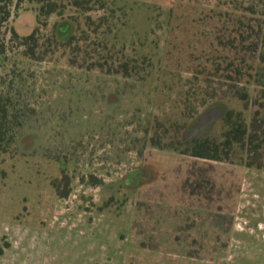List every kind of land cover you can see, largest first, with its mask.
Returning a JSON list of instances; mask_svg holds the SVG:
<instances>
[{
    "label": "rangeland",
    "instance_id": "obj_1",
    "mask_svg": "<svg viewBox=\"0 0 264 264\" xmlns=\"http://www.w3.org/2000/svg\"><path fill=\"white\" fill-rule=\"evenodd\" d=\"M115 1L129 11L127 28H119L126 52H144L133 42L146 37L183 75L189 58L230 26L224 12L249 2L264 11V0ZM38 6L14 0L3 29L0 95L26 118L20 133L27 141L0 158V264H264V171L129 150L120 139L137 126L127 121L140 87L127 83L120 101L108 104L123 79L71 66L63 44L45 41L56 23L58 40L72 35L67 16L74 11L37 21ZM148 7L153 19L146 27ZM77 20L84 28L82 15ZM37 25L40 60L26 56L27 46L11 33L24 37ZM224 110L215 104L202 112L186 128V141L202 138ZM61 152L69 157L65 197L54 187L56 180L59 192L66 189Z\"/></svg>",
    "mask_w": 264,
    "mask_h": 264
},
{
    "label": "trees",
    "instance_id": "obj_2",
    "mask_svg": "<svg viewBox=\"0 0 264 264\" xmlns=\"http://www.w3.org/2000/svg\"><path fill=\"white\" fill-rule=\"evenodd\" d=\"M13 1L0 0V55H4L6 49L3 29L11 17ZM31 1L39 4L37 21L52 13L62 19L67 7L74 11L67 16L75 29L72 35L65 41L58 40L56 23L45 43L55 47L63 44L69 51L68 61L73 67L120 76L124 86L107 94L108 104L120 101L121 95L126 94L127 83L140 87L135 95L140 102H134L136 110L127 121L136 122L137 126L133 132L125 130L124 138L120 139L129 150L154 149L264 171V11L259 13L254 2L242 6L241 11L223 13L230 26H226L225 31L218 30L216 44L210 42L208 50L201 49L199 54L189 58L190 73L183 75L180 70L171 68L169 58L158 55L156 45L146 43V37L144 42H133L144 52L139 54L137 49L130 54L126 52V42L119 28H127L129 11L115 0ZM150 8L145 11L146 27L153 19ZM92 13H96L94 17ZM78 14L83 17L84 28L79 26ZM38 31L37 25L32 33L19 37L11 30L12 37L20 38V45L27 46L25 55L35 60L42 59L37 49L43 36ZM112 95L115 97L109 101ZM215 104H223L224 113L208 133L189 144L185 139L186 128ZM153 108L158 111L153 112ZM17 111L8 95H0V158L14 150L20 139L27 141V136L20 133L26 118ZM99 129L103 131V125ZM137 132L140 136L133 134ZM62 153L59 154L63 158V174L68 171L69 157H63ZM61 181L66 189L59 192L56 180L54 187L60 197H65L71 180L65 173ZM92 181L91 184L100 180Z\"/></svg>",
    "mask_w": 264,
    "mask_h": 264
}]
</instances>
